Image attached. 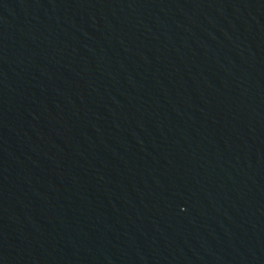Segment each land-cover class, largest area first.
<instances>
[{
    "label": "water",
    "instance_id": "water-1",
    "mask_svg": "<svg viewBox=\"0 0 264 264\" xmlns=\"http://www.w3.org/2000/svg\"><path fill=\"white\" fill-rule=\"evenodd\" d=\"M0 264H264V0H0Z\"/></svg>",
    "mask_w": 264,
    "mask_h": 264
}]
</instances>
